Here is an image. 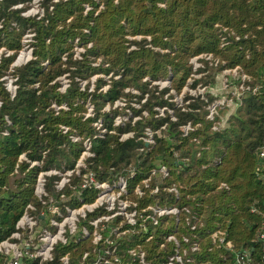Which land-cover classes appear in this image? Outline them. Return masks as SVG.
Wrapping results in <instances>:
<instances>
[{"label": "trees", "instance_id": "trees-1", "mask_svg": "<svg viewBox=\"0 0 264 264\" xmlns=\"http://www.w3.org/2000/svg\"><path fill=\"white\" fill-rule=\"evenodd\" d=\"M19 2L0 0V46L12 51L0 58V76L1 68L8 67L20 49V37L26 28L35 33L33 58L12 72L17 85L12 99L0 81V185L6 183L22 152L31 159H40V151L47 150L44 166L59 167V158H65L67 165H63L72 167L82 146L68 135L74 132L90 136L91 123L97 118H84L78 113L84 110V102L89 99L96 115H101L106 101L112 103L119 95H125V88L133 87L140 97L147 95V115L129 128L132 137L119 140L118 135L108 133L104 138L92 139L95 156L89 159V168L98 180H107L105 172L111 179L124 176L139 211L152 203L175 207L178 212L163 216L155 225L147 220L143 228L126 225L130 231L117 240V255L128 261L127 248L141 249L149 264H167L177 244L171 240L160 248L157 243L160 224L166 219L163 232L174 237L179 253L187 247L181 231L197 247L181 264H234L235 253L243 249L251 251L252 264H262L258 234L264 231V185L256 177L255 167L259 161L257 150L264 146V0H43L44 15L40 19L22 16L21 9L13 8ZM99 4L102 6L97 9ZM85 5L90 9L85 11ZM12 22L17 28L11 26ZM137 34L148 35L153 46L169 51H154L143 44L138 49L145 39L129 41L125 37ZM221 36L227 41L224 46H220ZM75 39L84 47L91 41L86 54L102 57L103 61L97 66L77 65L68 88L60 92L54 80L65 71L62 65L69 64ZM132 44L136 48L128 50ZM203 52L225 60L230 67L237 65L251 85L258 86L255 93L246 91L240 104L234 97L235 114L225 124L221 122L223 126L220 120L216 121L217 116L212 121L206 118V107L214 98L209 92L206 101L194 97L184 108L173 107L170 94L163 96L167 88L153 95L155 86L151 82L169 75L170 88L179 93L191 75L188 58ZM44 61L46 66L42 65ZM97 71L112 72L110 86L104 92L99 90L101 78L93 91L80 89L74 81L76 75L88 78ZM34 83L39 84L37 89L33 88ZM52 101L65 103L68 109L55 113L50 107ZM157 105L172 108L174 119L169 114L156 116ZM5 115L12 121L10 127L5 125ZM187 123L192 130L183 135L180 128ZM61 124L68 127L67 133L59 129ZM5 127L8 135L1 134ZM146 127L154 132L155 144L151 148L144 146L140 138ZM131 160L132 168L127 169ZM159 165L168 168L163 180L151 174ZM24 167L25 164L20 165L21 170ZM149 175V186L144 188L141 181ZM29 176L17 183V199L9 190L0 192V224L5 231L12 229L24 204L32 198L33 180ZM138 183L144 190L142 196L133 194ZM156 184L159 191L151 193ZM170 186L177 190V198L167 190ZM95 194L94 188L81 192L85 202L93 201ZM184 209L192 214L188 225ZM153 227V238L146 241ZM132 231L135 232L131 235ZM212 234L223 236L224 244L214 241ZM64 248L71 251L70 264H81L80 256L89 245L83 241ZM91 260L90 255L82 264Z\"/></svg>", "mask_w": 264, "mask_h": 264}, {"label": "built area", "instance_id": "built-area-1", "mask_svg": "<svg viewBox=\"0 0 264 264\" xmlns=\"http://www.w3.org/2000/svg\"><path fill=\"white\" fill-rule=\"evenodd\" d=\"M37 1L38 0H33L32 2L36 4L35 2ZM56 1L58 0H53V2ZM13 8L21 9L20 14L24 17L34 16L36 19H40L44 15L43 12L39 13V10L34 8L28 10V7H23L21 2L14 4ZM88 9L90 8L85 7V11ZM41 11L44 10L42 9ZM1 26L2 22L0 20V27ZM11 26L17 28L16 22H12ZM21 35L26 41H30L29 43L32 44L34 42L35 33L32 29H24ZM75 40L77 42V39ZM226 44L227 41L225 40V36H221L220 46ZM87 47H90L89 43L87 44ZM27 48L28 49L25 51L20 50L21 48L18 50L10 65L12 69L16 66H21L27 63L33 58V46L29 45ZM1 52H4L3 56H8L12 53L10 50L0 48V58ZM199 56L208 60L212 58L210 53H203ZM62 59L65 60L66 57L62 56ZM217 63L218 61H214L215 65H217ZM46 64L47 61L42 62L43 66H46ZM229 70V72L236 75L238 80L235 96L233 97L236 98L238 101L237 103H241V95L243 92L250 91L251 93H255L258 86L251 85L250 79L244 73L239 71L237 67ZM13 77L14 79L9 80L8 83H2L3 87L8 92L10 99L15 96L17 89L15 83L16 77ZM115 77L117 78L118 76ZM3 80L4 78L1 77L0 81L3 82ZM12 81L14 84H12ZM54 81H57L59 85L56 78ZM38 85V83H34L33 88L37 89ZM66 88L68 87L65 86L64 90L58 88V90L64 92ZM84 88L85 86H81L80 89ZM233 97L229 100L230 102L233 101ZM114 101H116V99L113 100L112 103H114ZM54 103L55 102L52 101L50 107L55 113H57L59 109H64L63 105L65 103L59 104L58 108L55 107ZM209 104L206 107L208 111L206 118L212 121L216 114V108L219 105L215 101H212ZM91 106L92 110H88L86 114H84V118L94 117V106L93 104H91ZM102 109L103 107L101 110ZM159 115L160 113L156 112V116ZM139 118L140 117L134 115L131 122L135 123ZM170 118L174 119L171 116ZM4 121L7 127L12 125V121L7 115L4 116ZM124 123L125 121H122L120 116H116L112 120L110 125L111 128H108V125H106L103 119L98 116L91 123L93 134L90 136H80L76 133L69 134L68 137L71 141L80 142L82 146V151L80 152L79 157L75 160L73 166L69 168H65L62 165L57 168L55 166L44 167L41 158L31 159L25 152L19 154L12 172L9 173L14 176L18 174L16 177L17 179H14L12 182H9V180L6 179V183L0 185V192L1 190H9L16 195L14 197L17 199L19 192L17 183L30 174L29 177L33 180L31 184L32 198L24 204L22 211L19 217L15 220L11 230L5 231L0 224V264H70L71 251L66 250L64 247L68 246L70 243L83 241L85 242V245H89V249L86 248L83 250L79 259L81 264L85 260H88L90 255L93 257V260H91L89 264H149L145 260L144 252L141 249L135 248H127L126 257L128 258V261L122 260L116 252L117 240L122 235L129 233L130 230L125 227L126 225L134 226L137 224L138 227L143 228L144 223L147 220H149L152 225H155L159 219L165 215H177V208L172 206H158L155 204L153 206H145L141 212L133 207V213L130 214L132 215V221H129L127 216H125L127 215L126 210L128 208V203L125 199V193L128 191L127 179L124 176L117 175L111 183H108L109 181L107 180H98L96 178V173L82 162L84 155H87V158L89 159L95 156V153L92 151V139L104 138L108 133L116 135L113 127L123 126ZM217 127V125L212 126L213 129H217ZM59 129L62 133L68 132V127L66 125L61 124ZM180 130L183 135H187L188 131L192 130V127L187 123L182 125ZM1 134L8 135L9 129L5 127L1 131ZM117 135L119 140H125L126 138L132 137L133 132ZM144 136L140 137L144 141V146L151 148L155 144V141H153L154 132H151L150 129L146 127L144 129ZM141 149L142 148L140 147L139 150ZM257 158L259 161L255 167V175L264 185V146L258 148ZM22 164H25L23 170L20 169V165ZM151 174L157 175L160 180H163L168 175L167 167L159 165L156 170H151ZM132 176L133 174H131V177ZM50 177L54 178L50 180ZM149 180L150 175L142 180L143 184L147 187L149 186ZM109 187H111L113 191H116V194L113 197V203L110 207H108V204L106 203L107 200L102 201L103 194L109 189ZM91 188L96 189L94 200L91 202H85L84 198L81 196V192L83 190H90ZM134 188L135 192L140 195L141 190L138 189V187ZM167 190L172 192L177 198L178 193L175 187L170 186ZM158 191V184L150 190L151 193H157ZM1 199L2 197L0 195V200ZM75 201H77L78 204H75ZM121 204H124V206L121 207ZM120 209H122V211ZM122 216L125 218L122 222H119V218ZM121 223L123 229L121 226H117ZM191 228H193V226H191ZM125 229L128 230L125 231ZM212 237L214 241L218 242V244H224L223 236L212 234ZM258 237L261 240L260 253L261 259L263 260L262 264H264V231H260ZM167 239V241L174 240L175 244H177L171 234ZM225 246L230 248L229 243H225ZM196 248L197 247L194 243L190 246L191 251H194ZM174 260L180 264L182 263L178 255H173L169 257L167 264H172ZM252 263L253 257L250 250L243 249L235 253L234 264Z\"/></svg>", "mask_w": 264, "mask_h": 264}, {"label": "rangeland", "instance_id": "rangeland-1", "mask_svg": "<svg viewBox=\"0 0 264 264\" xmlns=\"http://www.w3.org/2000/svg\"><path fill=\"white\" fill-rule=\"evenodd\" d=\"M32 1L33 0H20L23 7L27 6L28 10L34 8V9L39 10V13H41V12L44 13V11H41L43 9V7H42L43 0H38L37 2H35L36 4H34ZM95 1L98 2L101 0H95ZM160 5H162V4H160ZM101 6L102 5L99 4L97 9L101 8ZM85 7L90 8L91 6L87 5ZM125 37L129 41L133 38L136 39L137 41H139L141 39H145V41H143V42L140 41V45L137 43L138 44L137 48L139 46H142V44H143L145 47L152 48V50H154V51H161V52L162 51L163 52L169 51L168 48H165L162 50L160 46H153L150 42V37L148 35L137 34L134 36L126 35ZM20 42H21V47H20L21 49L20 50H23V51L27 50L28 49L27 47H29V45H32L31 43H29L30 41H26L24 37L22 38V35L20 37ZM88 43L90 44V46L92 45L91 41H89ZM0 48H6V47L0 46ZM86 48H87V46L84 47L83 45H80L79 43L76 42V40L73 41V48L71 50V52H72L71 60H70L68 65H64V66L62 65V67L65 68V71L61 75L56 77V79L59 82L58 88L60 90H64L65 86L68 87V85L70 84V81H71L72 71H74L75 68H77V65H88L89 64L91 66H97L98 63H101L103 61L102 57H95L91 54L90 55L86 54ZM135 48H136L135 45L132 44L129 46L128 50L135 49ZM3 53L4 52H1V56H3ZM203 53H205V52H203ZM203 53H199L197 55H193V56H190L188 58L187 65L190 66L191 75L179 93H177L176 91H174L173 89L170 88V84L166 80L167 78H158V79H155L154 81L151 82V85L155 86L152 89L153 95L154 96L158 95L162 89L167 88V92L165 94H163V96H167L170 94L172 98L169 99V101H171L170 103H172L173 107H183L184 108L186 105H188V103L190 101H192V98H194V97H200V99H202L203 101H206V99H207L206 93L209 92V94L213 95V97H214L213 101L217 102L219 105L216 108V114H215V116H217L216 121L220 120L219 121L220 126H223L225 124V120H227V118L230 119L231 115H234L235 114L234 112L236 111L235 100H234L233 96H235L236 88L238 85V83H237L238 80H237L236 75H234L232 72H229L230 71L229 69H233V68L237 67V69L240 71V68L237 65L230 67L229 65L226 64L225 60H221L220 58H218L217 56H214L210 52L209 53L211 54V57H212L211 59L208 60L206 58L205 59L201 58L199 55L203 54ZM214 61H218L217 65L214 64ZM210 62H212V63H210ZM10 65L11 64H9V66L6 68L5 67L1 68L2 69L1 70V73H2L1 77L4 78V80L2 82L3 84H6V83H8L9 80L14 79V77L12 76V72L15 70V67L12 69ZM111 76L113 77L112 72L104 73L103 71H97L95 73L89 74L88 78H81L80 76L76 75L74 77V81L78 83V86L80 88H81V86H83V87L85 86V87H87V89L89 91H91V90L93 91L96 88L98 79L101 78L102 82L100 83L99 90L104 92L110 86V79H111L110 77ZM144 79H147V77H144ZM194 79H196L195 84H193ZM12 84H14L13 81H12ZM99 90L97 92H99ZM124 93H125V95H122V94L119 95V98H117L116 101H114V103H110V102L106 101L103 104V109L101 110L102 112L100 111L101 115H96V113L94 111V116H97V117L99 116V118L103 119V121L105 122L106 125H111L112 120L116 116H120L122 121H125L123 126L113 127L115 132H116V135L117 134H124V133H128V132L132 133L133 131L131 129H132V126H134V123L131 122L132 117L134 115L136 117L146 116L148 113L147 108L144 107L145 102H146V96H147L146 94H144L142 97H140V92L138 91V89H135L133 87L125 88ZM245 94H246V92H243L242 95L244 96ZM242 95H241V97H242ZM148 97H150V96H148ZM232 97H233V101L230 102L229 100L232 99ZM88 101H89V99H87V101L84 102V104H83L84 110L83 111L80 110L78 112L79 114L84 115V114H86V112L88 110H92V106H91L90 102H88ZM54 105L56 108H58V106H59L56 103H54ZM63 106H64V109H68V106H66L65 104ZM223 108H226V109H223ZM218 109H220V110L218 111ZM154 110L157 113H160L161 116H165V114H169V116L174 118V112H173L172 108H170L168 105H162V106L157 105L154 107ZM139 111H140V113H138ZM221 122H224V124L222 125ZM37 127H38V129L41 130L40 125H38ZM129 128H131V129H129ZM119 129H123L122 130L123 132L119 133ZM150 131L152 132L151 129H150ZM158 133H159V131H158ZM70 134H75V133L71 132ZM152 137H153V134H152ZM153 141H155V139ZM40 152H41V160L43 161L42 164L44 166V161L46 159V156L48 155L47 154L48 152H47V150H41ZM87 157H88L87 155H84L82 162L84 163V165L89 166V164H91L92 161L89 162L90 160ZM59 159H61L60 165L65 167L64 165H67V163H65V158H59ZM132 164L133 163L131 160L129 162V164L127 165V169H129L132 166ZM51 166L54 167V165H51ZM65 168H69V167H65ZM167 171H168V168H167ZM105 173H106V175H108V177H107V181H109L108 183H111V181L115 178L113 177L111 179L109 174L107 172H105ZM17 176H18V174L16 176L9 174L7 176V179L9 180V182H12L14 179H17L16 178ZM141 184L144 188H148L147 186H145L143 184V181H141ZM135 187H138V189L141 190V194L139 195L138 193H136L135 188H134L133 194H137L138 196H142L144 194V190L142 189L140 183H138ZM68 193H71V192H68ZM115 194H116V191H113V189L111 187H109V189L104 192L102 201L107 200L106 203L108 204V207H110L113 203V197ZM125 199L128 203V208L126 210L127 215H125V216H127L129 221H132V218H131L132 215H130V214L133 213V210H132L133 207H135L137 209L136 201H135L134 196L131 195V193H129L128 191H126V193H125ZM124 204L126 205L125 202H124ZM124 204H121L120 206L122 207V206H124ZM153 205L154 204H152V203H147L146 207L153 206ZM120 210L122 211V209H120ZM130 210H132V211H130ZM184 211L187 214V217L185 219V221H186L185 225H188L190 223V219L192 218V216H191L192 214L187 209H184ZM141 212H142V210H141ZM124 218H125L124 216L119 218V222H122L124 220ZM117 226L118 227L121 226V228L123 229L122 223L118 224ZM166 226H167V220L163 219V222L160 224V227H159L160 233H159L158 238H157V243L160 246V248H164L165 242H167V240H168L167 238L170 235L169 233H164L165 232L164 229ZM126 228H128V227H126ZM181 228H184V227L181 226ZM128 229H125V231ZM155 230H156V228H154V227L152 229H150V231L148 232L149 236L147 237L146 241L153 238L151 236L153 235ZM134 232L135 231H132L131 235ZM118 235H119V233H118ZM180 235L183 238V241L185 243H187V247L183 248L181 250V253H179L178 252L179 244L177 243V247L175 248V252L173 255L174 256L178 255L180 257L181 261L184 262V259L185 258L187 259V257H189L188 255L191 252L190 246H191L193 241L191 240L190 237H188L186 235L185 232L181 231ZM201 238L202 237L199 238V241ZM160 240H164V242H162V241L160 242ZM173 255H171V256H173ZM195 261H196V259H195ZM174 263H175V260L172 262V264H174Z\"/></svg>", "mask_w": 264, "mask_h": 264}, {"label": "water", "instance_id": "water-1", "mask_svg": "<svg viewBox=\"0 0 264 264\" xmlns=\"http://www.w3.org/2000/svg\"><path fill=\"white\" fill-rule=\"evenodd\" d=\"M170 78H171V76L169 75L168 77H167V82H169L170 81Z\"/></svg>", "mask_w": 264, "mask_h": 264}]
</instances>
